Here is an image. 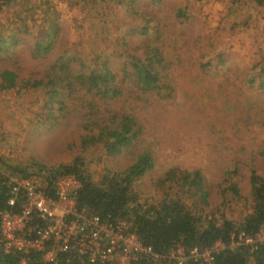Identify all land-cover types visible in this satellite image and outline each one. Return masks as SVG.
Returning <instances> with one entry per match:
<instances>
[{"label":"rangeland","instance_id":"1","mask_svg":"<svg viewBox=\"0 0 264 264\" xmlns=\"http://www.w3.org/2000/svg\"><path fill=\"white\" fill-rule=\"evenodd\" d=\"M1 1L0 40L10 45V36L26 34L6 56L0 54V71L10 68L20 80L41 79L64 54L90 56L94 64L101 57L99 63L116 54V48H109L104 39H122L121 28L133 24L128 7L111 6L100 14H87L77 6L81 0ZM154 1L138 0L136 5L162 28L155 34L161 35L157 46L172 63L166 83L175 93L163 101L167 113L161 118L168 121V133L158 139L151 126L146 129L157 164L136 189L144 203H151L160 199L164 188H159V181L169 169H201L210 191L206 210L240 223L252 209V170L264 177V89L257 88L258 82L249 84L253 72L264 65V7L252 0ZM182 13L187 20L179 16ZM53 25L57 27L52 52L35 59L36 40L45 39ZM142 40L139 36L130 42L136 46ZM216 54L225 56L222 70L204 74L200 60ZM25 90L0 92V157L15 162L35 158L47 171L75 157L94 158L90 168L95 180L106 170L124 171L133 162L134 157L127 154L108 158L97 145L83 148L82 120L77 118L63 120L54 128L31 122L32 111L40 110L45 98ZM235 165L240 175L225 182L224 172ZM32 180L45 185L44 179ZM231 180L240 198L227 189ZM123 227L129 230L130 226ZM193 251L195 259L208 258L204 251L194 257ZM171 258L180 264L189 257L179 248Z\"/></svg>","mask_w":264,"mask_h":264},{"label":"trees","instance_id":"2","mask_svg":"<svg viewBox=\"0 0 264 264\" xmlns=\"http://www.w3.org/2000/svg\"><path fill=\"white\" fill-rule=\"evenodd\" d=\"M6 1L10 4L13 0ZM136 1L81 0V3H77L80 10L87 14H100L111 9V6L128 7L133 24L121 28L122 39L114 42L104 39L109 48H116L115 55L99 63L101 57H97L94 64L90 56L69 57V54H64L57 59L51 72L41 79L32 77L20 80L16 71L10 68L0 71L1 93L32 89L44 95L45 101L43 99L40 110L31 113L34 115L31 122L42 126L52 125L54 128L63 120L77 118L82 120L80 128L83 131V148L97 145L108 158L127 154L134 157L133 162L124 171L106 170L99 180H95L90 168L94 158L75 157L70 163L47 171L46 166L35 158L15 162L1 156L0 213L10 210L11 179H44L45 184H48L44 187L52 193L57 179L74 176L81 183V190L76 195L80 209L102 220L125 222L130 226L129 231L159 256L158 260L146 256L133 264H175L176 261L171 257L179 248L189 257L184 264H201L202 260L191 256L192 251L210 250L218 242H222L226 248L214 253L211 264H264V244H260L255 252L246 246L228 248L233 235H255L264 225V177L256 175L255 170L251 174L252 209L240 223L224 214L217 215L206 210L210 206V191L201 169H169L159 181V188H164L160 199L151 203L141 200L136 189L138 181L157 164L154 144L146 140L149 133L146 129L148 125L151 126L153 135H157L158 139L160 135L168 133V121L161 118L162 114L167 113L163 101L172 99L175 89L166 83V71L172 63L161 51V47L157 46L161 35L155 34L162 31V28L154 17L147 13L141 14ZM157 1L161 0H155L154 3ZM252 2L258 7H264V0ZM179 16L187 20L186 13ZM56 27H50L45 39L36 40L35 59L52 52L55 38L53 30ZM25 34L21 31L10 36V45L0 40V54L6 56L4 53H8L10 47L20 44ZM139 36L143 40L133 46L130 41ZM204 58L200 60L199 66L207 75L220 72L226 62L225 56L221 54ZM253 75L254 80H249V84L255 85L258 82L257 88L264 89V65L255 70ZM239 175L238 165L223 174L225 182ZM227 189L240 198V190L233 180ZM0 264L90 263L74 253H60L54 263L46 262L42 253L6 254L2 248L0 229Z\"/></svg>","mask_w":264,"mask_h":264},{"label":"built area","instance_id":"3","mask_svg":"<svg viewBox=\"0 0 264 264\" xmlns=\"http://www.w3.org/2000/svg\"><path fill=\"white\" fill-rule=\"evenodd\" d=\"M10 184V210L0 213L1 243L6 254L42 253L48 263H54L60 253H74L90 264H133L146 256L159 259L124 229L125 222L102 220L80 209L76 195L81 183L74 176L57 179L52 193L44 187L48 184L41 186L34 180L11 179ZM260 244H264V225L255 235H233L228 248L246 246L255 252ZM225 248L218 242L205 250L208 258L200 259L201 264H211L214 253ZM201 252L195 249L194 257Z\"/></svg>","mask_w":264,"mask_h":264}]
</instances>
